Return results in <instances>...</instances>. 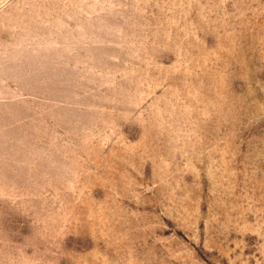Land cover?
Segmentation results:
<instances>
[{"label":"rangeland","instance_id":"rangeland-1","mask_svg":"<svg viewBox=\"0 0 264 264\" xmlns=\"http://www.w3.org/2000/svg\"><path fill=\"white\" fill-rule=\"evenodd\" d=\"M0 264H264V0H0Z\"/></svg>","mask_w":264,"mask_h":264}]
</instances>
